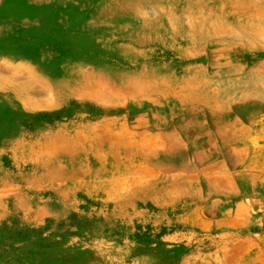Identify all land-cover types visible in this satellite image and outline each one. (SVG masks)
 Listing matches in <instances>:
<instances>
[{"label": "rangeland", "instance_id": "1", "mask_svg": "<svg viewBox=\"0 0 264 264\" xmlns=\"http://www.w3.org/2000/svg\"><path fill=\"white\" fill-rule=\"evenodd\" d=\"M0 264H264V0H0Z\"/></svg>", "mask_w": 264, "mask_h": 264}]
</instances>
